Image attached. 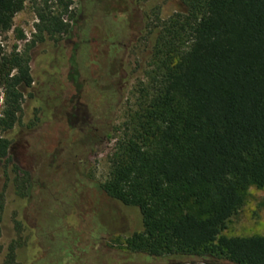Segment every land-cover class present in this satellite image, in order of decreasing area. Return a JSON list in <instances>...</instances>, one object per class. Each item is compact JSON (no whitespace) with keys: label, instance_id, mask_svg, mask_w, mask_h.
Instances as JSON below:
<instances>
[{"label":"trees","instance_id":"obj_1","mask_svg":"<svg viewBox=\"0 0 264 264\" xmlns=\"http://www.w3.org/2000/svg\"><path fill=\"white\" fill-rule=\"evenodd\" d=\"M28 1L40 4L31 45L48 35L71 33V22L63 18L71 0H58L60 10L52 9L50 0H0V33L13 29ZM132 1L128 14L145 8L142 0ZM180 3L169 17L157 16L140 31L139 39L146 37L150 44L148 65L100 188L122 210L141 213L142 228L126 239L130 253L198 256L208 264H264V235L224 233L246 205L250 187L264 188V0ZM17 31L25 38L22 29ZM96 41L112 61L133 44L119 28ZM28 45L4 52L0 42L3 132L18 125L24 89L34 82ZM122 73L115 76L119 94L127 86ZM32 126L37 125L22 127L13 139L0 134V159L14 154ZM26 139L22 147L28 146ZM3 207L0 203V221ZM95 237L94 225L64 224L54 245L87 254ZM16 256L11 246L4 264H15ZM107 258L105 264H130L121 253ZM44 263L51 264L44 258L28 262Z\"/></svg>","mask_w":264,"mask_h":264},{"label":"rangeland","instance_id":"obj_2","mask_svg":"<svg viewBox=\"0 0 264 264\" xmlns=\"http://www.w3.org/2000/svg\"><path fill=\"white\" fill-rule=\"evenodd\" d=\"M142 2L143 10L128 14L132 0H71L63 15L72 24L71 33L48 35L31 45L37 38L40 4L28 1L15 16L13 29L0 33L4 52L15 46L24 50L30 44L34 77L32 87L24 89L18 125L0 134L13 139L22 127L37 125L32 126L29 140L26 134L19 139L14 154L0 159V203L4 205L0 264L7 260L11 246L17 249L15 264L42 258L51 264H105L116 253L124 254L130 264H208L198 256L175 259L130 253L126 239L142 228L141 213L137 208L122 210L100 188L108 177V157L119 128L134 106L135 88L148 65L150 44L146 37L139 39L140 31L157 16L169 17L181 4L180 0ZM49 4L60 10L58 0ZM17 28L25 38H19ZM118 28L133 44L112 61L96 38ZM121 73L128 79L119 94L120 79L115 76ZM2 109L3 99L0 115ZM24 139L29 143L22 147ZM263 202L264 188L251 186L246 205L233 215L224 233L264 235ZM64 224L94 225L95 246L90 253L57 249L55 238Z\"/></svg>","mask_w":264,"mask_h":264}]
</instances>
